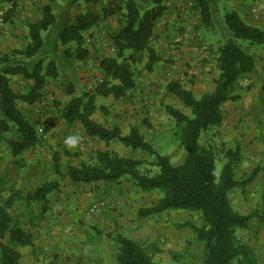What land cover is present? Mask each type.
Segmentation results:
<instances>
[{
	"label": "trees",
	"instance_id": "obj_1",
	"mask_svg": "<svg viewBox=\"0 0 264 264\" xmlns=\"http://www.w3.org/2000/svg\"><path fill=\"white\" fill-rule=\"evenodd\" d=\"M17 1L0 0V5H11L13 12ZM80 1L97 6L102 0H70V8ZM190 3L200 12L201 27L216 28L217 20L209 0H190ZM166 11V0H113L101 14L85 12L72 23L67 14L62 17L55 14L51 7H45L40 22L29 27L30 44L24 50L0 56V131L14 134L16 139L8 141L14 157L34 149L40 141V123H32L18 109V104L34 105L43 100L49 82L58 79L60 66H67L65 63L61 65L58 58L50 59L49 54L53 53L56 57L57 51L62 50L66 62L86 61L90 51L85 34L100 22L118 17L120 29L110 35L115 55L100 62L102 78L98 86L82 96L71 92L72 98L59 114L68 127L79 125L89 139L106 145L119 143L134 152L143 151L154 157L155 163L148 167L145 161L97 151L92 164L72 166L67 173L61 170L56 159V173L62 180L68 179L76 185L127 182L143 192H159L161 198L158 204L141 209L139 216L148 218L171 212L189 214L191 219L177 224L176 229L189 228L193 231L195 240L203 245L202 264H259L253 251L238 237V231L246 229L255 214L244 216L238 213L233 209L230 197L234 189L249 186L255 180L256 172L241 180L236 178L241 151L240 146L235 144L233 147L224 145V163L218 174L216 152L212 146L203 145L202 138L221 125L222 106L239 99L233 94L235 84L242 78L250 77L255 69V61L244 50V44L263 45V30L250 26L236 12L226 13L223 17L226 38L218 47L219 76L215 81V91L196 98L180 82L167 85V93L177 98L189 111L187 114L170 105L165 108L174 122L178 146L186 152L183 164L174 166L168 157L162 156L146 141L137 127H132L130 133L124 136L120 128L107 129L93 118L100 109L98 97L120 100L134 92V66L147 59L144 66L151 72L160 61L153 42L156 24ZM7 20L6 17L4 21L7 23ZM52 28L58 31V36L50 46L51 53H48L47 42L51 44L52 37L47 40L44 35ZM20 59L21 65L18 64ZM18 75L31 83L30 90L25 94H17L11 87L12 78ZM59 188L58 182H51L26 197L12 194L4 198L0 195V264H20L22 254L16 248L34 247L29 228L14 219L9 210L21 200L39 202L42 204V218L49 210L50 194ZM192 219L201 220L202 225H194ZM108 237L118 245L119 264H157L155 255L160 250L156 245L152 252L121 234ZM7 238L10 245L4 243Z\"/></svg>",
	"mask_w": 264,
	"mask_h": 264
},
{
	"label": "crops",
	"instance_id": "obj_2",
	"mask_svg": "<svg viewBox=\"0 0 264 264\" xmlns=\"http://www.w3.org/2000/svg\"><path fill=\"white\" fill-rule=\"evenodd\" d=\"M69 1L37 0L36 3H30L28 0H18L13 12L11 5L1 4L0 14L4 13L8 20L0 29V56L15 50H24L30 44L29 27L40 22L42 11L47 6L59 16L68 15L69 20L74 23L76 17L82 13L101 14L113 0H102L97 6L80 1L71 8ZM209 2L217 21H220L219 13L224 17L226 13L236 12L247 24L264 31V0H209ZM166 6L167 11L156 24V38L153 42L160 61L153 66L151 72L147 70L144 72V80L141 83L144 89L143 100H151L154 108L165 105L167 99L178 100L167 93L166 87L171 82H180L184 89L193 93L196 98L213 93L215 81L219 76L218 47L219 43L222 44L224 41V34L221 39H214L207 31L213 29L201 27L200 12L192 6L190 0H166ZM119 29L118 17L100 22L84 36L90 51L88 59L66 62L62 50L57 51L56 57L51 53L50 46L58 36V31L52 28L44 35L47 40L52 37L51 44L47 42V51L51 53L49 57L58 58L61 65L65 63L67 72L82 68L77 78L84 80L79 85L76 81V86L85 88L97 80V87L102 78L99 64L103 59L115 55L110 35ZM206 33L210 40L206 38ZM179 36L183 41L176 45L174 40ZM245 49L253 57L255 69L250 77L242 78L235 84L233 94L238 95L239 99L222 106L223 120L218 130L221 131L222 145L240 146V164L236 170V178L241 180L256 172V178L249 186L240 190L234 189L230 197L232 206L238 213L244 216L255 214L248 227L240 230L239 238L253 251L258 263L264 264V44L248 45ZM21 61L18 60L19 65ZM60 75L56 81L49 82L44 91L45 95L51 94L57 100L55 104L59 106L57 107L59 111L67 105L68 97H72L71 92H66L65 89L72 86L73 82L69 78L71 73H68L69 79L64 78L58 82ZM246 80L250 81L248 87H245ZM30 84L22 75L14 76L11 80V87L17 94L27 93ZM138 92L140 90L136 86L133 94L136 95ZM100 98H97L99 108ZM100 102L103 103L102 98ZM41 104L42 100L34 105L19 103L18 109L32 123H42L49 128L56 140L47 136L45 142L22 156L14 157L8 141L5 143L6 133L0 131L1 196L19 194L26 197L36 193L47 183L60 184V188L50 194L49 210L42 218V204L39 202L21 200L9 210L14 219L29 228L34 238V247L16 248L22 254L21 260L24 259L28 264H106L112 260L117 264L119 248L107 235L117 233L122 235L129 228L143 247V236L158 247L160 252L155 255V261L160 263L159 254L167 247H174L171 241L175 239L181 241V230L185 229L176 231L173 228L176 221L166 220L168 213L141 218L139 211L145 208L144 192L127 182L76 185L68 179L62 180L56 173L51 150L55 142L58 140L65 142L69 135L63 128L65 122L61 117L57 118L59 114L57 109L54 112V109L42 107ZM136 107L138 110L141 108ZM132 110L134 109H127L128 122H131L134 119L133 114L138 112ZM119 124H115L114 127L121 129ZM108 129H112V126ZM121 131L124 136L130 133L126 130ZM93 141V150H98L97 148L102 146L101 143ZM40 147L45 148V153L40 152ZM70 149L76 152L74 147ZM77 153L80 154L79 158L85 155H81L82 151L79 149ZM100 202L105 206L103 210L97 214H89L90 207ZM186 236L187 233L185 238ZM4 243L10 245L9 239L7 238ZM145 248L148 249V246ZM186 255L188 256V253ZM173 260L178 263L175 257ZM164 263L168 264L166 261Z\"/></svg>",
	"mask_w": 264,
	"mask_h": 264
},
{
	"label": "rangeland",
	"instance_id": "obj_3",
	"mask_svg": "<svg viewBox=\"0 0 264 264\" xmlns=\"http://www.w3.org/2000/svg\"><path fill=\"white\" fill-rule=\"evenodd\" d=\"M77 9H79V7H77ZM218 18L220 19V21H217L215 25L216 29L207 30L209 33L208 35L212 36V38L214 39L215 38L221 39L222 35L224 34L223 36L224 38H226L225 37L226 25L223 20V14L219 13ZM118 22H119V18H118ZM208 35L206 33L205 36L208 40H210ZM248 45H249L248 43L244 44L245 51H246L245 48H247ZM146 61L147 59H145V61L143 60V63L133 67L134 72H135V80L137 81L136 86L140 90V92H138L136 95H134L133 93H130L127 98L120 99V100H115L112 97L102 98L103 103L100 102L101 100L100 98L98 101L100 105V109L98 112H96L93 118L99 124H101L102 126L104 125V127L107 126L108 128H110V126H112L113 128L115 124L120 123L119 125L121 127V130H126L130 132L132 127H137L140 130V132L143 134V136L145 137L146 141H148L158 153H160L162 156L168 157L174 166H179L184 163L185 158H186V152L178 146V143L174 136V133H175L174 122L167 115L165 108L167 104V105L176 107L178 109H181L183 112L187 114H189V111L186 110L181 105V103L178 100L176 101L175 99H167L165 105L159 106L157 108H154L155 105L151 100L149 101L147 99H146L147 101L143 100L144 89L141 83L144 80V72L146 71L144 65ZM81 69H75V70L72 69L67 72L65 71V67L60 66L61 75H60L58 82H60V80H63L64 78L66 79L71 78V80L73 81L71 84L72 86H69L67 89H65V91L74 92L75 96H82L84 94L91 93L96 88L97 80H95L94 83L92 82L91 85L85 86V88L87 87L86 89L82 88L83 86L79 87L75 85L76 81H78V85H79V83H81L84 80V78L79 79V80L77 78L78 72ZM68 73H71V76H69V78H68ZM245 87H248V85H245ZM71 98L72 97H68V102L70 101ZM56 101L57 100H55L51 94H47V95L44 94L41 105L42 107H45V108L54 109L53 110L54 112L56 111L55 109H57V111L59 112L58 110L59 106L55 104ZM140 101H141V104H140ZM136 106H141V108L138 110ZM132 108L134 109L132 111L138 110V112L136 114L134 113L132 116V118L134 117V119L131 122H128V118H126L128 117L127 109H132ZM120 116H122L121 118H124L127 120L122 121L123 119H121ZM59 117H60V114L57 115V118ZM60 122L61 120L59 121V123ZM65 124L63 123V128L66 131V133H68L69 137L77 138V143L74 146V148L76 149V152L73 149L72 150L70 149L71 147H69L68 144L66 143L67 140H65V142L58 140V142H55V145L53 146L51 150L52 159L54 160V162L56 161V159L58 160L60 168L62 169L64 173L67 172L70 167L79 166L81 163L92 164L93 159L95 157V152H97L98 150L102 152L109 151L111 153H117L121 156L132 157V158H135L136 160L145 161L146 163H148V167H151L149 166L150 164L155 163L154 157L146 154L143 151L134 152L131 149H128L119 143H112V144L106 145L105 143H102L99 141L102 146L98 147L97 148L98 150H93L94 141L92 139H89L84 134V132H82V129L79 125L76 124L72 127H68ZM38 129L43 130L42 134L39 133L40 141L38 144L45 142L46 139H48L47 136H50L51 139H55L54 135L51 133V131H49V128H47L44 124L40 123V126ZM122 134L124 135L123 132ZM5 137H6L5 138V143H6V141H11L15 136L14 134L9 133V134H6ZM202 144L208 147L212 146L214 148V151L216 152V155H217V169H218V174H219L222 168V165L224 163L223 154H222L224 145H222L221 131L218 130V127L212 129L209 133L203 136ZM78 149L82 151L81 155L85 154L81 156L83 160L79 158L80 154L77 153ZM39 150L41 153H45L46 151L45 148L42 149V147H40ZM4 198H6V196H4ZM160 198H161V194L159 192H144L145 208H149L151 206L157 205ZM233 209H235L234 206H233ZM190 219L191 217L189 216V214L185 212L168 213L166 217L167 222H170L173 220L176 221L173 224V228L176 231H179L176 229L177 224L185 223L186 221ZM144 221L146 220L144 219ZM191 221L194 225H197V226L202 225V221L199 219H192ZM147 225H148V222H147ZM184 229L185 230H181L182 240L178 241V239H175L174 241H171L172 243L175 244V245L173 244L174 247H167L164 250H162V253L159 254L160 263H158V261L156 260L157 264H165L164 261L168 262V264H202L203 263V260H204L203 245L198 243L195 240V236L191 229L189 228H184ZM186 233H187V236L185 238ZM239 233H241L240 230L238 231V237L240 236ZM108 235H114V234H108ZM122 235L129 239L137 241L141 244V241H138L135 235L131 233V230L129 228L127 229V231L122 233ZM142 239H144V247L148 246L149 250L153 252L154 247L152 246L154 244L149 242V240L146 239L144 236L142 237ZM109 240L111 239L109 238ZM114 244L118 247L116 243ZM191 250L193 252H190ZM187 253H188V256L186 255ZM174 257L175 259L178 260V263H176L173 260ZM20 264H28V263H26V261L23 259L21 260ZM106 264H114V263L112 260H109L108 263Z\"/></svg>",
	"mask_w": 264,
	"mask_h": 264
},
{
	"label": "built area",
	"instance_id": "obj_4",
	"mask_svg": "<svg viewBox=\"0 0 264 264\" xmlns=\"http://www.w3.org/2000/svg\"><path fill=\"white\" fill-rule=\"evenodd\" d=\"M28 1H30V3H36L37 0H28ZM4 20H5V14L4 13H1L0 14V29H2L3 26L6 24V22ZM182 41H183V38L181 36H179V37H176V39L174 40V43L176 45H178V44H181ZM246 84L247 85L250 84L249 80H246ZM39 133L42 134L43 133V130L40 129L39 130ZM104 207L105 206H104L103 203H96V204H94V205H92L90 207V209H89L88 212H89V214H97V213H100L101 210H103Z\"/></svg>",
	"mask_w": 264,
	"mask_h": 264
},
{
	"label": "clouds",
	"instance_id": "obj_5",
	"mask_svg": "<svg viewBox=\"0 0 264 264\" xmlns=\"http://www.w3.org/2000/svg\"><path fill=\"white\" fill-rule=\"evenodd\" d=\"M69 147H74L77 143V138L75 137H69L66 141Z\"/></svg>",
	"mask_w": 264,
	"mask_h": 264
}]
</instances>
